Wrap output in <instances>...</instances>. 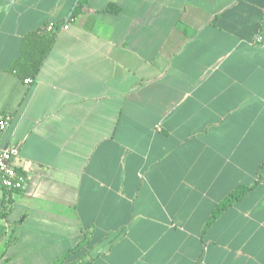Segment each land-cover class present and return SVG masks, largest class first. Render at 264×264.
Returning a JSON list of instances; mask_svg holds the SVG:
<instances>
[{"label": "crops", "instance_id": "crops-1", "mask_svg": "<svg viewBox=\"0 0 264 264\" xmlns=\"http://www.w3.org/2000/svg\"><path fill=\"white\" fill-rule=\"evenodd\" d=\"M76 2L0 0L2 143L25 176L4 216L0 189V264H58L85 233L62 264H264V0H89L34 80L7 71Z\"/></svg>", "mask_w": 264, "mask_h": 264}, {"label": "trees", "instance_id": "trees-1", "mask_svg": "<svg viewBox=\"0 0 264 264\" xmlns=\"http://www.w3.org/2000/svg\"><path fill=\"white\" fill-rule=\"evenodd\" d=\"M88 2L89 0H77L69 16L64 20H61L60 22L54 23L55 29L50 33L43 34L39 31H30L25 33L21 39L20 53L14 60L11 61V63L7 67V71L15 73L21 79L31 78L34 80L44 59L46 58L55 42L57 31L60 26L65 22L69 23L76 16H78L81 13L82 8ZM105 11L110 13H118L119 8L114 3L109 2L105 8ZM256 184L257 182H255L251 186L239 185L231 190L221 201H219L214 206L204 223L201 233L204 234L206 230L227 208H229L234 203L241 201L249 191L254 189ZM2 190L4 191L3 194L5 196V199L3 200L1 215L4 216L10 209L11 200L8 195L12 193L13 190ZM87 237L88 235L87 233H85V238L81 240L68 254L61 258L58 261V264H62L63 260L70 256L75 250H77L82 242L87 239Z\"/></svg>", "mask_w": 264, "mask_h": 264}, {"label": "built area", "instance_id": "built-area-1", "mask_svg": "<svg viewBox=\"0 0 264 264\" xmlns=\"http://www.w3.org/2000/svg\"><path fill=\"white\" fill-rule=\"evenodd\" d=\"M68 22L63 23L60 29L66 28ZM55 24L50 22L45 27V31H53ZM260 40V37L257 38ZM30 83L31 79L24 80ZM10 117L0 115V189L19 191L24 188L25 176L16 165L15 159L18 156L19 147L16 144H3L2 135L6 132Z\"/></svg>", "mask_w": 264, "mask_h": 264}, {"label": "rangeland", "instance_id": "rangeland-1", "mask_svg": "<svg viewBox=\"0 0 264 264\" xmlns=\"http://www.w3.org/2000/svg\"><path fill=\"white\" fill-rule=\"evenodd\" d=\"M2 225H3V224H2ZM5 230H6V228H5ZM5 234H6V236H7V239L9 240V238H8V234H9V233L7 232V230L5 231ZM7 239H6V241H7ZM10 241H12V240L10 239ZM6 245H7V244H6ZM5 247H6V246H5ZM60 259H61V258H60ZM60 259H59V260H60Z\"/></svg>", "mask_w": 264, "mask_h": 264}]
</instances>
